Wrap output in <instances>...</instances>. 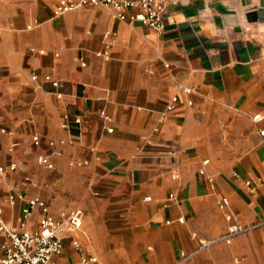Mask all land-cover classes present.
Returning <instances> with one entry per match:
<instances>
[{"label": "crops", "instance_id": "obj_1", "mask_svg": "<svg viewBox=\"0 0 264 264\" xmlns=\"http://www.w3.org/2000/svg\"><path fill=\"white\" fill-rule=\"evenodd\" d=\"M57 6L0 0L5 222L17 225L25 206L8 201L14 190L43 197L55 215L81 208L85 231H69L63 262L78 259L73 238L88 253L104 229L124 237L104 264H264V0H178L163 33L103 7L55 17ZM107 32L117 34L109 59L97 55ZM48 154L54 170L38 163ZM223 198L257 227L201 248L229 229ZM40 218L38 209L31 225Z\"/></svg>", "mask_w": 264, "mask_h": 264}, {"label": "built area", "instance_id": "obj_2", "mask_svg": "<svg viewBox=\"0 0 264 264\" xmlns=\"http://www.w3.org/2000/svg\"><path fill=\"white\" fill-rule=\"evenodd\" d=\"M178 0H58V6L55 10V17H59L69 11L90 8L103 7L110 11L120 22L133 25L140 23L153 31L163 33L165 30V20L169 14L171 6ZM117 34L107 32L105 34V51L98 53L99 57L110 58V52ZM82 66L86 63L82 62ZM170 65H166L169 68ZM36 80L37 77L33 76ZM53 87L61 88L62 83L55 81ZM178 91L191 94V89L183 84L178 85ZM180 95L176 94L166 107V111L174 110L179 102ZM189 105H192L189 102ZM255 121H260L256 116ZM65 121H69V116H65ZM77 125H81V119L75 120ZM5 132V130H2ZM264 137V131H262ZM33 144L36 147L42 146L40 135L33 136ZM50 147L55 143L50 142ZM52 154L41 155L38 157V163L48 170H54L55 164L51 158ZM208 161L205 162L207 164ZM11 171H15L17 166L11 164ZM6 170L0 166V176L4 175ZM213 181V179H210ZM263 183L262 179H259ZM251 194L255 193L256 186L252 181L246 182ZM0 185V200L3 193ZM8 201L15 204L18 200L25 203L21 211L20 221L17 225H9L3 219V208L0 203V264H101V259L96 254L86 253L79 239H72V246L78 253V259L74 262H63L65 250V240L69 231L83 233L84 213L80 209L61 211L55 215L51 211V205L41 196L28 197L25 193H16L9 190ZM174 199V195H170ZM146 200H149L148 198ZM220 208L225 212V218L229 222V229L225 235L210 242L202 243L201 248L211 246L218 242L231 244L235 237L257 227H244L238 220L236 211L232 208L227 198L221 199ZM39 209L41 218L39 223L33 227L31 225L34 213ZM182 222L181 219H179ZM184 261H187L191 255L183 254ZM227 264H244V259L235 257Z\"/></svg>", "mask_w": 264, "mask_h": 264}, {"label": "rangeland", "instance_id": "obj_3", "mask_svg": "<svg viewBox=\"0 0 264 264\" xmlns=\"http://www.w3.org/2000/svg\"><path fill=\"white\" fill-rule=\"evenodd\" d=\"M74 209H81V208H77L78 206L75 205H70L67 204V209H65V211H69L72 210L71 208ZM65 208V207H64ZM103 220H99L98 224L101 226L102 225ZM85 231V230H84ZM80 239L83 241H86V238L82 235H80ZM124 237H121L119 235H107V231L106 230H102V232L96 237L94 238V240L92 239V237L89 236L88 240L90 242H92V246L89 242L88 245H84L85 250L88 253L91 254H96L99 259L103 260V264H104V258L107 256H115V250H116V246L122 242L121 240H123ZM94 241V242H93ZM93 243L95 244V246L93 245Z\"/></svg>", "mask_w": 264, "mask_h": 264}]
</instances>
